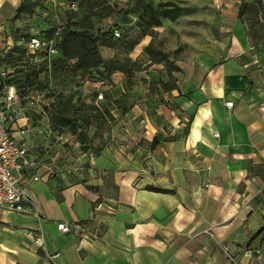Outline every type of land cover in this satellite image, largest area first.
<instances>
[{
    "label": "crops",
    "instance_id": "0c3cea01",
    "mask_svg": "<svg viewBox=\"0 0 264 264\" xmlns=\"http://www.w3.org/2000/svg\"><path fill=\"white\" fill-rule=\"evenodd\" d=\"M20 1L0 0V41L20 23ZM64 2L38 0L32 14L60 26ZM185 2L203 38L170 87L123 107L117 72L107 85L85 82L106 124L84 141L35 108L8 123L34 165L20 169L27 207H0V264H264V0Z\"/></svg>",
    "mask_w": 264,
    "mask_h": 264
},
{
    "label": "rangeland",
    "instance_id": "374dc122",
    "mask_svg": "<svg viewBox=\"0 0 264 264\" xmlns=\"http://www.w3.org/2000/svg\"><path fill=\"white\" fill-rule=\"evenodd\" d=\"M125 1L127 2L121 8H116L111 0L71 1L75 5L72 11L76 13L78 19H81V15L87 14V18L93 16L94 23H100L99 26L95 24L92 28H96L99 35L102 34L104 37L101 42L113 48L110 57H103V59H110L111 69L103 71L102 76L91 67L87 68V72L72 71L68 68L72 59H55L38 66L24 62L23 53L20 52L23 43L31 35H38L41 31L45 35V30L49 34L56 27H60L56 24L57 21L42 28L36 15L33 17L30 13L21 14L20 23L12 24L13 33L9 34L8 42L6 39L0 41V66L6 70L8 79L20 92L37 91L40 95L39 105L48 113L61 109L65 116L75 118V134L81 140L84 138H81L79 134H85L86 137L87 134L90 135L94 127L101 129L106 124L103 117L95 116L94 110H80L75 103L79 98L97 107L90 102L94 91L90 92L89 84L85 82H99L101 83L99 85H107L112 82V74L117 72L116 74L121 75L123 81L121 96L124 99L120 96L113 103L123 107L130 105L136 96L138 99L139 93L142 97L144 94L158 95L160 91L172 85L173 74L178 72L180 62L192 57L197 44L203 38L202 24L189 22L191 18L188 17L195 10L188 7L185 0ZM79 4L83 6L79 7ZM84 5H88L89 9ZM114 10L118 13L112 14ZM70 12L71 10L55 9V19L60 17L63 20ZM109 14L118 16L119 22H102L104 21L102 19ZM157 19L160 21L159 25L154 22ZM69 20L70 18L68 22ZM82 23L87 25L86 20H82ZM111 28L119 31L117 38L105 36V31ZM99 49L104 50L101 47ZM99 49L97 48V51ZM100 57L102 58V55ZM139 81L142 83L141 92L138 90L137 82ZM100 92L103 94L104 91L100 90ZM98 105L100 106L99 103ZM29 108L31 107L25 105V110L29 114L34 113ZM49 117L48 120H50Z\"/></svg>",
    "mask_w": 264,
    "mask_h": 264
},
{
    "label": "built area",
    "instance_id": "2783aa9c",
    "mask_svg": "<svg viewBox=\"0 0 264 264\" xmlns=\"http://www.w3.org/2000/svg\"><path fill=\"white\" fill-rule=\"evenodd\" d=\"M65 10H74L73 2H64ZM113 37L119 36V31L115 28L111 30ZM57 37V30L51 33L50 36H45L43 32L38 35H31L22 45L23 60L26 63L36 65L38 63H49L57 55V48L55 46ZM39 94L37 91L20 92L7 76L6 70L0 66V207H8L15 211H21L27 207L26 196L22 192L20 180V169L23 164H26L25 156L27 149L23 142L16 140L8 130V123L16 119L27 120L25 115V105L35 108L37 113L48 116V111L44 110L39 105ZM96 99H100L101 95L98 93ZM232 102L230 100L224 101V106L230 108ZM21 124L17 128L19 134H23L27 127ZM29 166L34 165V161L27 163ZM32 180H36L37 176H32ZM96 205L94 210L98 208ZM111 206H107L109 210ZM108 210V211H109ZM55 227L58 231L66 233L69 227L64 222H56ZM77 236L83 235V230L78 229L74 231ZM27 235L32 238L34 243H39L40 235L35 231H28ZM258 253L256 249H246L242 252L245 256H250L251 253ZM54 253L52 256H56Z\"/></svg>",
    "mask_w": 264,
    "mask_h": 264
},
{
    "label": "trees",
    "instance_id": "16d2710c",
    "mask_svg": "<svg viewBox=\"0 0 264 264\" xmlns=\"http://www.w3.org/2000/svg\"><path fill=\"white\" fill-rule=\"evenodd\" d=\"M71 1L75 0H66V2ZM37 4L38 0H21L15 9L13 18L17 17L20 14L28 13H30V16L34 17V14H32V10ZM82 6V4H79V7ZM85 7L89 9L88 5H86ZM75 14L76 13L71 10L68 17L62 20L63 25H60V27L55 28V30H57V37L55 42V46L57 48V55L52 60L72 59L73 61L68 67L72 71L78 70L81 73L87 72V68L91 67L95 69L96 73H99L100 76H102L103 71H109L111 69L109 67V64L111 62L110 59L101 58L97 51L98 45H107L101 42L104 37L102 36V34L99 35L97 31H94V29L92 28V22L89 18H87V14L81 15V19H78ZM68 18H70V22H68ZM82 20H86L87 25H83ZM154 22L156 25H159L160 21L157 19ZM112 29L113 28L107 29L105 31V36L109 38H117L112 36ZM55 30H52L49 34H47V30H45V36H50L51 33H53ZM20 52L21 54L23 53L22 48ZM40 64L41 62L38 63L37 66ZM98 69H101V71H98ZM112 69L116 70L117 68ZM75 103L79 106L80 110L91 109L96 112L95 116L103 117L99 109L94 105L87 104L79 98L76 99ZM48 117L50 119L49 122L51 125H62L67 127L72 133H75L76 126L74 125V123L76 119L65 116L62 113L61 109H56L53 112L48 113ZM79 136L81 138H84L85 134H79ZM78 139L80 141H84L80 138ZM151 143L154 144L155 140L152 139Z\"/></svg>",
    "mask_w": 264,
    "mask_h": 264
}]
</instances>
